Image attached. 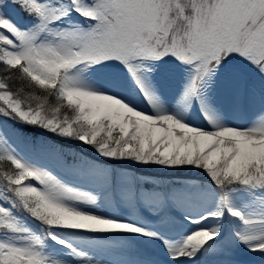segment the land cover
Listing matches in <instances>:
<instances>
[{"label": "snow or ice", "instance_id": "snow-or-ice-1", "mask_svg": "<svg viewBox=\"0 0 264 264\" xmlns=\"http://www.w3.org/2000/svg\"><path fill=\"white\" fill-rule=\"evenodd\" d=\"M0 264H264V0H0Z\"/></svg>", "mask_w": 264, "mask_h": 264}]
</instances>
